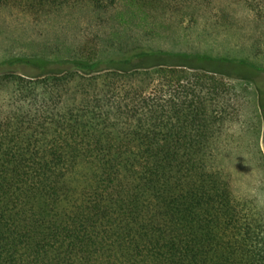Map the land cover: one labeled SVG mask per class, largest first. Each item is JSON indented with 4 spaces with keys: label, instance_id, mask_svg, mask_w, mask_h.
Wrapping results in <instances>:
<instances>
[{
    "label": "trees",
    "instance_id": "1",
    "mask_svg": "<svg viewBox=\"0 0 264 264\" xmlns=\"http://www.w3.org/2000/svg\"><path fill=\"white\" fill-rule=\"evenodd\" d=\"M169 2L0 0L70 47L0 61V264H264V63L136 26Z\"/></svg>",
    "mask_w": 264,
    "mask_h": 264
},
{
    "label": "rangeland",
    "instance_id": "2",
    "mask_svg": "<svg viewBox=\"0 0 264 264\" xmlns=\"http://www.w3.org/2000/svg\"><path fill=\"white\" fill-rule=\"evenodd\" d=\"M169 1L168 12L154 13L151 12L152 9L150 11L148 9L146 13L141 12L142 16L136 26L148 31L147 34L150 31L152 38L161 44L179 46H183L184 42L200 39L202 28H206L211 36L226 38L231 49L240 54L259 56L264 63V0ZM251 4L257 6L255 10H251L249 7ZM5 18L0 15V61L40 51H46L52 56L54 52L57 53L59 50L67 52L70 48L62 38L54 40V37H50V31L46 28L33 29L23 22H14ZM253 44L258 46V49L248 51L247 49ZM7 91L5 87L0 86V117L2 112H7L9 95ZM253 103L249 102L251 110ZM231 166H233L231 171L244 184H250L253 188L262 184L264 177L260 169L241 164H231Z\"/></svg>",
    "mask_w": 264,
    "mask_h": 264
}]
</instances>
